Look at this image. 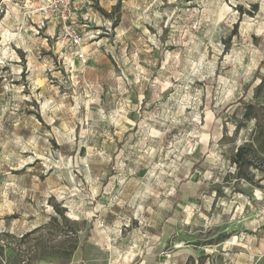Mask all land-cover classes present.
<instances>
[{"label":"rangeland","instance_id":"rangeland-1","mask_svg":"<svg viewBox=\"0 0 264 264\" xmlns=\"http://www.w3.org/2000/svg\"><path fill=\"white\" fill-rule=\"evenodd\" d=\"M139 2L125 33L96 2L80 67L28 0H0V264H71L76 240L79 264H188L189 208L222 204L209 180L237 174L240 146L264 171V113L245 117L264 103V0Z\"/></svg>","mask_w":264,"mask_h":264},{"label":"crops","instance_id":"crops-1","mask_svg":"<svg viewBox=\"0 0 264 264\" xmlns=\"http://www.w3.org/2000/svg\"><path fill=\"white\" fill-rule=\"evenodd\" d=\"M97 1L104 13H115L118 16L117 27H120L122 33L132 29L135 24L128 23V26L125 24L142 7L139 0ZM96 2L85 3L78 11V27L82 33L91 34L85 32V27H89L90 23L84 20L83 16H95L98 19L101 18V21L107 19L104 16H99V10L94 7ZM58 46V52L64 50L61 52L62 54H69L68 50L62 48L60 44ZM86 49L87 47L84 45V50L87 52ZM150 51L158 52V49L151 47ZM152 60L149 61L152 62ZM246 170L250 180L238 177L232 171L228 179L222 177L209 180L213 197L221 199L222 204L204 208L192 205L189 208V218L185 223L191 229L190 233L196 235V240L185 243L190 256L188 264H264V219L257 218L261 198L264 196V171L253 169L252 166ZM178 223L179 227L184 225V221ZM204 227L206 230L215 228L219 232L208 238H203L208 235V233L199 235ZM209 239L213 243L204 244ZM91 247L92 245L88 244L78 245L71 264H79V261L83 260L84 250L91 249ZM57 261V258H51L50 260H41L38 264H57ZM147 261L148 259H144L142 264H147ZM182 264H186V262Z\"/></svg>","mask_w":264,"mask_h":264},{"label":"built area","instance_id":"built-area-1","mask_svg":"<svg viewBox=\"0 0 264 264\" xmlns=\"http://www.w3.org/2000/svg\"><path fill=\"white\" fill-rule=\"evenodd\" d=\"M97 0H28L30 3L27 22L33 23V31L40 35L44 30L53 28L59 32V44L62 48L70 51L80 67H86L89 63V54L84 50L87 39L92 35L82 33L78 27V11L81 5L93 4ZM84 20L92 24H100L101 18L95 16H83ZM104 20V25L106 24ZM112 25V22H108ZM5 123L0 117V137L4 131ZM257 218L264 219V196L257 211Z\"/></svg>","mask_w":264,"mask_h":264},{"label":"trees","instance_id":"trees-1","mask_svg":"<svg viewBox=\"0 0 264 264\" xmlns=\"http://www.w3.org/2000/svg\"><path fill=\"white\" fill-rule=\"evenodd\" d=\"M264 86V80H262L261 84L259 85L258 89H262ZM259 112L264 113V103L258 104V103H247L246 104V112L245 117L246 118H255L257 126L262 129V122ZM246 155V150L244 147H238L237 151L231 156V162L237 167V176L243 177L247 180H250V176L246 173V169L253 165L252 159L248 158ZM57 213L63 215V218L66 220L64 214L61 212L56 211ZM51 225L55 226L56 228L59 227L58 224V218L56 216H52L51 218ZM42 229V226L36 227L32 231L25 233L22 235V240H25L29 238L31 235L36 234ZM13 237V236H11ZM3 240V236H2ZM78 247V240L70 243L69 245V253L72 254L73 251H75ZM1 252L3 253V246L0 245ZM1 263V262H0Z\"/></svg>","mask_w":264,"mask_h":264}]
</instances>
